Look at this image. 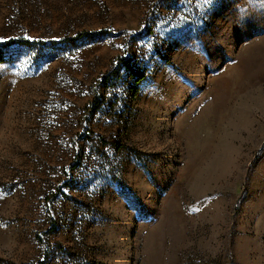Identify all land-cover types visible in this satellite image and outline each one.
Masks as SVG:
<instances>
[{
    "label": "rangeland",
    "instance_id": "1",
    "mask_svg": "<svg viewBox=\"0 0 264 264\" xmlns=\"http://www.w3.org/2000/svg\"><path fill=\"white\" fill-rule=\"evenodd\" d=\"M12 40L0 264H264V0H0Z\"/></svg>",
    "mask_w": 264,
    "mask_h": 264
},
{
    "label": "trees",
    "instance_id": "2",
    "mask_svg": "<svg viewBox=\"0 0 264 264\" xmlns=\"http://www.w3.org/2000/svg\"><path fill=\"white\" fill-rule=\"evenodd\" d=\"M104 32H82L79 33L76 38H73V40H81V39H97L101 35H103ZM16 44H21V45H34L36 44L35 42H31L29 40H12L10 42L0 44V52H5L6 49L9 47L16 45ZM4 61L3 58H0V62ZM123 66L126 70V72L129 74L130 78L133 80L132 86L129 88L130 94H132L133 97L137 96L139 93V85L146 80V72L142 70H135L134 64L132 63V60H125L123 63Z\"/></svg>",
    "mask_w": 264,
    "mask_h": 264
}]
</instances>
